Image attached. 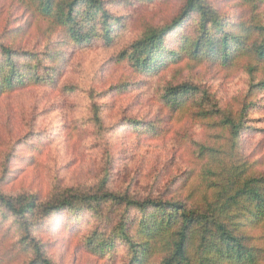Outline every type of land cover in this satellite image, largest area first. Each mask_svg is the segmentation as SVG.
<instances>
[{"label":"rangeland","instance_id":"374dc122","mask_svg":"<svg viewBox=\"0 0 264 264\" xmlns=\"http://www.w3.org/2000/svg\"><path fill=\"white\" fill-rule=\"evenodd\" d=\"M102 1L120 25L105 45L101 22L93 21L99 37L85 46L40 18L26 1L0 0V44L35 54L41 75L54 70L46 84L29 83L0 96V194L45 201L55 191L89 190L104 181L108 192L133 199L162 196L194 203L201 195L196 187L204 163L199 147L214 145L217 131L211 119L171 112L162 101L163 88L191 82L229 109L239 107L251 79L261 76L248 71L247 60L195 66L186 58L167 64L158 75L138 73L121 53L146 32L169 24L184 1ZM205 1L229 23L237 25L250 14L243 0ZM260 3L261 13L264 0ZM181 28L176 36L194 31L192 18ZM174 35L168 45L179 38ZM250 100L239 153L264 173V90H255ZM94 106L101 107L99 122ZM124 208H103L100 218L88 210L74 217L62 211L52 222L33 225L31 236L54 264H127L126 247L111 237ZM136 212L126 214L131 232ZM3 214L0 208V264H27L32 251L22 246L14 219ZM244 229L258 234L250 222ZM93 232L111 240L105 253L87 243Z\"/></svg>","mask_w":264,"mask_h":264},{"label":"trees","instance_id":"16d2710c","mask_svg":"<svg viewBox=\"0 0 264 264\" xmlns=\"http://www.w3.org/2000/svg\"><path fill=\"white\" fill-rule=\"evenodd\" d=\"M24 1L79 45L88 46L99 37L93 21L101 22L105 45L112 43L113 28L120 25L119 18L106 12L102 0ZM183 1L180 13L169 24L146 32L121 53L133 70L150 77L183 58L195 66L209 61L232 65L247 60L248 71L261 76L257 81L251 79L239 107L229 109L221 108L212 95L191 82L163 88L162 101L171 112L193 113L203 120L211 119L215 125L217 142L200 146L198 151L204 162L196 187L200 198L189 204L186 199L165 200L162 196L133 199L108 192L104 181L89 190L55 191L45 201L34 195L0 194L3 216L14 219L22 231V246L32 251L33 258L27 264H54L32 238L33 225L52 222L62 211L74 217L88 210L100 218L101 209L114 206L126 208L111 237L126 247L127 264H264V173L256 172L255 163L243 160L239 153L251 96L257 89L264 90V12H259L260 0H243L250 14L236 25L224 21L205 0ZM190 17L194 31L176 36ZM171 33L179 38L168 45ZM38 63L35 54L0 44V96L19 86L53 80L54 70L41 75ZM100 108L93 107L96 122L101 121ZM131 209L138 215L132 232L126 217ZM245 222L253 224L258 234L244 229ZM101 236L93 232L87 238L98 254L112 245Z\"/></svg>","mask_w":264,"mask_h":264}]
</instances>
